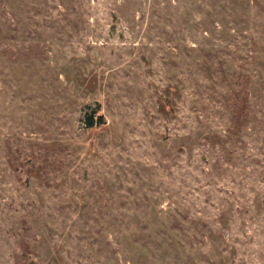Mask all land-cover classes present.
Returning a JSON list of instances; mask_svg holds the SVG:
<instances>
[{
	"label": "rangeland",
	"instance_id": "1",
	"mask_svg": "<svg viewBox=\"0 0 264 264\" xmlns=\"http://www.w3.org/2000/svg\"><path fill=\"white\" fill-rule=\"evenodd\" d=\"M0 264H264V0H0Z\"/></svg>",
	"mask_w": 264,
	"mask_h": 264
},
{
	"label": "trees",
	"instance_id": "2",
	"mask_svg": "<svg viewBox=\"0 0 264 264\" xmlns=\"http://www.w3.org/2000/svg\"><path fill=\"white\" fill-rule=\"evenodd\" d=\"M91 117L87 116V127H90L91 126V120H90Z\"/></svg>",
	"mask_w": 264,
	"mask_h": 264
}]
</instances>
